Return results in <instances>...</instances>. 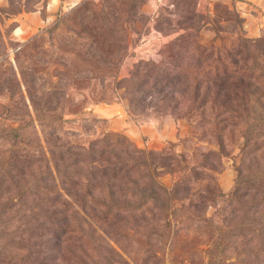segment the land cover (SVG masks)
Here are the masks:
<instances>
[{"label": "rangeland", "instance_id": "374dc122", "mask_svg": "<svg viewBox=\"0 0 264 264\" xmlns=\"http://www.w3.org/2000/svg\"><path fill=\"white\" fill-rule=\"evenodd\" d=\"M40 1L5 0L8 6L0 7V49L8 61L0 78L16 87L14 71L24 68L37 86L58 89L64 106L58 115L99 120L93 130L68 125L84 133L71 135V141H88L107 132L126 135L113 130V117L99 113L104 106L126 111L128 122L161 125L153 144H148L153 134H143L140 145L133 142L162 154L156 158L167 163L170 171L160 169L158 178L164 188L176 190L171 210L175 212L166 214L171 229L165 231L158 222L159 234L149 238L150 228L138 227L126 215V222L102 229L119 254V264H208L216 257L231 256L233 246L221 250L216 241L236 243L252 196L255 208L264 209V173L259 174L264 171V130L247 142L238 120L224 121L229 116L217 124L216 114L209 110L188 117L161 109L151 99L141 103L139 87L133 88L127 79L155 72L169 44L185 31L197 44L219 50L236 46L240 35L264 37V10L229 0H170L157 12L153 0H75L37 31L14 33L16 24L9 18L34 10ZM237 14L243 18L242 27ZM174 61L169 60L170 65ZM18 92L22 93L17 88ZM16 101L28 113L21 97ZM0 103L7 104L8 98L0 97ZM118 116L117 111L114 118ZM30 119L27 116L26 121ZM241 177L244 183L239 187Z\"/></svg>", "mask_w": 264, "mask_h": 264}, {"label": "trees", "instance_id": "16d2710c", "mask_svg": "<svg viewBox=\"0 0 264 264\" xmlns=\"http://www.w3.org/2000/svg\"><path fill=\"white\" fill-rule=\"evenodd\" d=\"M236 16L242 27L243 18ZM185 32L169 44L155 72L133 74L127 83L139 87L141 103L151 99L188 117L209 110L217 124L238 120L252 141L264 130V37L240 35L236 46L219 50L197 44ZM7 64L0 49V70ZM14 76L16 87L0 78V97L8 98L0 103V264H119L102 229L126 222L125 215L138 227H149V238L159 234L158 222L171 229L166 214L175 212L176 190L159 181L160 169L170 171L156 158L162 154L114 132L71 141V135L84 133L68 125L93 130L99 120L58 115L64 106L57 88L37 86L24 68ZM17 96L28 113L19 108ZM243 183L239 178V187ZM254 200L241 218L236 243H215L221 250L233 246L234 253L208 264H264V209L255 208Z\"/></svg>", "mask_w": 264, "mask_h": 264}, {"label": "crops", "instance_id": "0c3cea01", "mask_svg": "<svg viewBox=\"0 0 264 264\" xmlns=\"http://www.w3.org/2000/svg\"><path fill=\"white\" fill-rule=\"evenodd\" d=\"M75 0H41L35 6L34 10L31 11H23L19 14L14 15L9 20L16 24V30L14 33L20 30L23 33H33L38 29L44 27L49 24L50 21L54 18L56 12H60L61 9H64L71 2ZM227 1V0H226ZM237 4L244 5H256L264 10V0H229ZM8 4L5 3V0H0V7H7ZM258 10V8H256ZM34 23V24H33ZM13 33V34H14ZM120 113L118 118H114L116 112ZM99 113L105 116L106 118H112L113 120V130L124 132L127 137H129L132 141L137 144H141L144 142L143 134L154 135L151 136L152 139L148 141V144L151 145L155 142L154 138L158 137L157 126L159 125L157 122L146 123L145 125H137L134 122H128L127 118L124 117V114L127 112H120V108L117 106H104L99 109ZM170 120L167 121V125L170 126Z\"/></svg>", "mask_w": 264, "mask_h": 264}, {"label": "built area", "instance_id": "2783aa9c", "mask_svg": "<svg viewBox=\"0 0 264 264\" xmlns=\"http://www.w3.org/2000/svg\"><path fill=\"white\" fill-rule=\"evenodd\" d=\"M169 0H153L155 12L161 9L164 5L168 3Z\"/></svg>", "mask_w": 264, "mask_h": 264}]
</instances>
